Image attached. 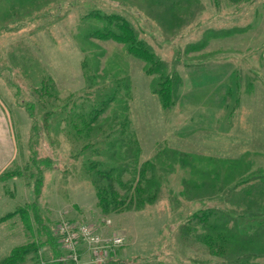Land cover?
Returning <instances> with one entry per match:
<instances>
[{"label":"rangeland","instance_id":"374dc122","mask_svg":"<svg viewBox=\"0 0 264 264\" xmlns=\"http://www.w3.org/2000/svg\"><path fill=\"white\" fill-rule=\"evenodd\" d=\"M165 1L169 0L16 1L23 4L16 21L0 29V110L4 109L15 138L10 145L5 133L0 153L16 152L13 165L0 174V261L14 248L33 241L46 242L51 234L59 242L58 225L62 220H73L103 238L124 237L123 246L115 253L117 264L219 263L217 259L209 262L210 257L198 252L197 244L188 246L181 241V224L200 203L185 201L180 192L185 185L200 188L203 183L194 175L207 172L212 169L211 163L222 160L216 158H224L226 165L237 162L236 171L244 174L245 181L251 180V171L264 170L261 156L254 159L253 150L233 141L235 138L230 143L228 135L222 136L226 119L222 100L229 83L232 89L239 81L250 88L254 67L264 62L259 59L264 58V0L240 6L230 5L228 0H177L176 5ZM39 6L43 13L48 12L45 19H41ZM91 12L114 15L117 23L124 19L168 69H175L180 82L170 107L162 108L153 93L154 77L145 72V64L124 44L83 38L82 20ZM228 26L246 30L239 36H214L199 50L187 49L205 29ZM94 68L96 76L91 77ZM42 75L52 80L61 103L79 93L87 95L88 107L102 97L113 98L101 114L98 127L111 131L124 123L122 130L134 140L137 155L128 172L145 161L160 160L156 167L162 183L154 202L147 201L136 209L128 203L124 211L113 214L100 211L96 189L85 173L88 156L75 154L80 144L77 147L71 141L66 122L58 123L59 116L43 121L44 111H38L34 89ZM231 96L234 105L235 87ZM62 111L54 114L63 115ZM232 114L235 119L241 118L243 126L234 127V134L243 136L245 122L253 124V113L236 110ZM105 151L96 161L119 167V173L127 172L121 169L125 152L119 146ZM170 151L178 155L177 159L163 161L157 155ZM180 155L191 158L184 167ZM197 156L202 157V163ZM116 190L123 195L121 187ZM172 193L179 199L176 203L172 202ZM248 226L244 225L245 230ZM17 264L36 262L28 255Z\"/></svg>","mask_w":264,"mask_h":264},{"label":"trees","instance_id":"16d2710c","mask_svg":"<svg viewBox=\"0 0 264 264\" xmlns=\"http://www.w3.org/2000/svg\"><path fill=\"white\" fill-rule=\"evenodd\" d=\"M16 1L0 0V6H4V13L0 14V29H6L9 24L16 21L19 14L17 11H19L18 9L22 10L23 6L21 2L17 4ZM176 1L169 0L165 2L167 5H176ZM228 1L230 5L240 6L250 3L252 0ZM41 7L39 6L38 9ZM39 11L42 12V9ZM174 12L176 11L174 10ZM47 15L48 12L45 11L41 15V19H45ZM116 18L114 15H99V13L91 12L89 18L82 20L83 38L87 40L92 38L113 40L124 44L130 54L142 60L145 64V72L154 77L153 93L159 97L162 108L170 107L173 103L174 90L180 82L175 69H168L167 64L157 58L138 39L128 22L120 19L117 23L114 21ZM245 30V27H221L220 29L209 27L200 33L202 36L196 43L187 45V49L189 51L199 50L206 46L208 39L215 38L214 36L221 35V38H223L225 34L233 36L239 34V31L243 33ZM96 72L97 69L94 68L91 71V77L96 76ZM36 84L34 92L37 95L38 111H44L43 121L47 122L49 118L54 121L59 116L58 123L66 122L69 126L68 134L71 141L75 142L77 147L80 144V148L75 154L81 156V152H83L88 156L85 173L91 177L98 197V207L103 214L124 211L132 203L131 207L135 206L133 208L136 209L138 205L147 201L152 203L160 196L162 182L157 174L158 168L156 167L157 163L161 164L160 160L153 158L151 161H145L140 167H134L128 172L129 164L136 160L137 155L133 148L134 140H130L125 135V131L122 130L124 123L111 131L107 128L99 129L98 127L101 114L107 105L112 102L113 98L111 96L102 97V100L94 101L89 107L85 105L88 104L87 95L81 96V93L68 96L65 102L61 103L58 102V92L54 89L51 79L42 75L37 78ZM98 88L95 87L94 89L97 90ZM55 111H58V113L60 111L64 112V116L55 115ZM57 129L54 131L56 132ZM87 129L92 131L88 130L89 132H87ZM92 142H94V146ZM117 146L122 152H125V155L121 157L123 160L121 169L122 171L127 169V172L119 173L116 170L119 167H109L103 161H96V158L100 154H104L109 147ZM129 149L133 150L129 152ZM129 154L131 157L128 156ZM157 155L163 158V161H169L175 157L177 159L178 157L175 152L171 151L162 154L157 153ZM188 158H190L188 155H180L181 167L185 166ZM201 158L197 156L196 159L202 163ZM183 159L186 162H183ZM216 159L222 160L211 163L212 169L207 172L194 175V178L196 176L203 183L200 188L185 185L180 192L185 201H198L200 207L197 211L185 216L178 235L185 245L197 244L198 252L208 255L210 257L209 262L212 260L211 262L214 263L217 259L219 263L215 262L216 264H264V221L253 225L248 233H240L238 228L240 219L251 217H262L264 219V176L259 175L261 169L256 173L251 171L253 174H251V180L246 179L245 181L244 174L242 175L236 171L237 162L226 165L224 158ZM203 163L210 166L209 161ZM135 164L137 165V163ZM37 185H39L38 181H36ZM120 187L123 195L116 190ZM176 197L177 195L174 193L171 194L172 202L176 203V200H179ZM72 222L75 221L71 220ZM56 238L51 234L46 242L33 241L30 244L18 246L12 250L9 256L1 260L0 264H17L28 255L33 256L36 264H40L41 260L46 264H76L69 258L68 252L61 247ZM48 243L51 246L50 248H47ZM117 250L109 253L107 261L102 264H117L114 260ZM78 255L79 264H94L89 263L88 259L86 260L88 254L82 244L78 248Z\"/></svg>","mask_w":264,"mask_h":264},{"label":"crops","instance_id":"0c3cea01","mask_svg":"<svg viewBox=\"0 0 264 264\" xmlns=\"http://www.w3.org/2000/svg\"><path fill=\"white\" fill-rule=\"evenodd\" d=\"M230 27H238V26H228L227 28ZM241 34L242 33L239 31V34H237V36ZM259 59L260 61H264V58L262 57H260ZM261 63L264 64V62ZM263 64L254 67V73L252 75L253 81L251 86L252 90L251 87L248 89L245 88V85L240 81L238 82V87L233 85L235 87V96L237 98V102L235 103L234 101L235 104L233 103L234 105H231L230 96L233 95L234 87L232 89V85L231 83H229L226 94H224L222 100V110L226 112L225 113L226 119L224 123L225 126L223 127L222 136L226 137L228 135L229 142L231 139L235 138L233 139V141L236 142L238 141V143H243L245 148H247L248 150H253L254 159H256V155L262 157L263 146H264V65ZM236 110L239 112L244 111V112L253 113V124H251V122L249 124L248 121L245 122L244 128L247 130L244 131L243 136L242 134H238V136L234 134V127L236 128L243 127L241 125V118L235 119L233 114L231 115V112H234ZM4 112H5L4 109L0 110V144H4L5 138L3 135L5 133H8L7 141L8 144L12 145L15 142V138H13L12 132L10 131L11 128L7 124L8 120ZM232 118L234 119L231 120ZM248 127L250 128L249 131H248ZM225 141L226 140L223 139L222 142L225 144ZM230 143H232V141ZM228 152L230 153L229 149ZM261 157H259L260 158L259 161H261V159H264V157L263 158ZM15 159H16V152L14 150H11L9 153L7 152L6 154L0 153V174H2L7 169H9L10 166L13 165ZM259 171L261 172L259 175L264 176V170L261 169ZM263 221L264 219L262 217H251L247 219H240L238 222L239 232L248 233L250 232V229L253 225H256L257 223L259 222L261 223ZM245 224H249L248 229L246 230L244 227Z\"/></svg>","mask_w":264,"mask_h":264},{"label":"built area","instance_id":"2783aa9c","mask_svg":"<svg viewBox=\"0 0 264 264\" xmlns=\"http://www.w3.org/2000/svg\"><path fill=\"white\" fill-rule=\"evenodd\" d=\"M56 234L59 244L76 264H79L78 248L81 244L86 248L89 263L102 264L109 253L117 250L124 243L122 236L112 235L103 238L86 224H75L64 220L58 225ZM40 264L46 263L40 262Z\"/></svg>","mask_w":264,"mask_h":264}]
</instances>
